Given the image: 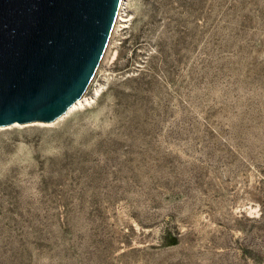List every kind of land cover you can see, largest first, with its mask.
I'll return each mask as SVG.
<instances>
[{
	"label": "rangeland",
	"instance_id": "obj_1",
	"mask_svg": "<svg viewBox=\"0 0 264 264\" xmlns=\"http://www.w3.org/2000/svg\"><path fill=\"white\" fill-rule=\"evenodd\" d=\"M126 14L92 104L0 130V264H264V0Z\"/></svg>",
	"mask_w": 264,
	"mask_h": 264
},
{
	"label": "water",
	"instance_id": "obj_2",
	"mask_svg": "<svg viewBox=\"0 0 264 264\" xmlns=\"http://www.w3.org/2000/svg\"><path fill=\"white\" fill-rule=\"evenodd\" d=\"M123 0H0V128L49 124L100 68Z\"/></svg>",
	"mask_w": 264,
	"mask_h": 264
},
{
	"label": "bare ground",
	"instance_id": "obj_3",
	"mask_svg": "<svg viewBox=\"0 0 264 264\" xmlns=\"http://www.w3.org/2000/svg\"><path fill=\"white\" fill-rule=\"evenodd\" d=\"M127 11V0H123L122 4H121V8L118 14V18H117V26L116 28H125L123 26V24L127 23L128 21V16L126 14ZM118 30V29H117ZM98 90H95L93 92V94L89 97L87 96H83L82 98H80L79 100H77L76 102H74L56 121L49 123V124H43V123H39V124H27V125H12V126H8L7 129L10 128H14V127H30V126H41V127H50L60 121H62L64 118H66L68 115H70L72 112H75L78 109H82L85 108L87 106H89L90 104H92L93 100L96 99ZM3 128H0V130Z\"/></svg>",
	"mask_w": 264,
	"mask_h": 264
}]
</instances>
